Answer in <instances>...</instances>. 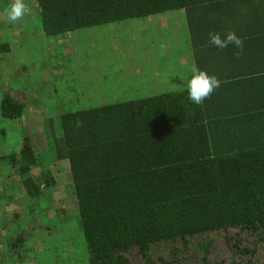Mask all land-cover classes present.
Masks as SVG:
<instances>
[{
  "label": "trees",
  "instance_id": "1",
  "mask_svg": "<svg viewBox=\"0 0 264 264\" xmlns=\"http://www.w3.org/2000/svg\"><path fill=\"white\" fill-rule=\"evenodd\" d=\"M36 4L47 35L184 11L195 47H213L209 33L218 26L217 13L239 10L234 0ZM203 64L197 57L200 70L216 72ZM262 79L246 75L222 82L202 104L193 103L182 85L66 110L58 116L60 127L52 118L44 120L50 159L69 162L78 207L74 228L86 264H189L196 251L202 264H264ZM25 107V100L4 91L0 117L16 121ZM0 160L20 178L32 203L56 186L52 169L41 165L29 136L20 147L2 152ZM45 223L43 229L32 226L12 238L2 223L6 254L17 258V248L31 250L38 236H44L43 245L50 250L46 236L52 232Z\"/></svg>",
  "mask_w": 264,
  "mask_h": 264
},
{
  "label": "rangeland",
  "instance_id": "2",
  "mask_svg": "<svg viewBox=\"0 0 264 264\" xmlns=\"http://www.w3.org/2000/svg\"><path fill=\"white\" fill-rule=\"evenodd\" d=\"M14 2L0 4V99L4 91H10L26 101V110L16 121L0 117V155L20 147L23 137L29 136L41 165L52 169L56 186L32 203L24 196L20 178L10 174L11 168L0 160V225L7 227L6 237L32 226L43 229L44 222L52 232L51 237L46 236L50 250L43 245L44 236H38L31 250L17 248V258L13 259L0 240V264H86L87 255L74 228L78 207L69 162L50 159L44 120L52 118L60 127L58 116L66 110L177 88L172 75L180 69L181 52L174 53L169 47H178L181 38L187 39L186 24L176 20V26L177 22H164L155 14L143 18L139 31V19H131L47 35L36 0H23L28 11L15 23L8 17ZM57 230L60 236H53ZM2 233L6 235L5 230ZM200 256L196 251L189 264H202Z\"/></svg>",
  "mask_w": 264,
  "mask_h": 264
},
{
  "label": "crops",
  "instance_id": "3",
  "mask_svg": "<svg viewBox=\"0 0 264 264\" xmlns=\"http://www.w3.org/2000/svg\"><path fill=\"white\" fill-rule=\"evenodd\" d=\"M234 2L239 7V10L217 13L218 26H216L215 32L223 36L229 31H235L243 39L244 53L239 58L236 57V49L232 46L223 50L216 47L193 46L184 11L160 13L159 20L168 22L171 19V22H177L176 26L178 25L176 20H184L186 24L185 36L187 39L181 38L177 44L178 47H169L174 53L181 52L178 61L182 70L178 69L177 75L168 74V76L172 75L176 78L177 87L187 85V81L192 75L191 68L196 64L197 57L202 63H205L203 64L204 66L216 69L213 75L220 79L221 82H233L235 80H232V78L246 75H249V78L258 75L264 76V0H234ZM170 13L171 15L169 16L171 17L168 18L166 15ZM143 18H137L139 19L138 31L141 28ZM179 30V34L184 36V31L180 28ZM169 40L171 39L169 38ZM196 52L198 56L195 55ZM263 81V79L260 80V82Z\"/></svg>",
  "mask_w": 264,
  "mask_h": 264
},
{
  "label": "clouds",
  "instance_id": "4",
  "mask_svg": "<svg viewBox=\"0 0 264 264\" xmlns=\"http://www.w3.org/2000/svg\"><path fill=\"white\" fill-rule=\"evenodd\" d=\"M27 6L23 0H15L8 10L9 20L13 23L22 19L27 13ZM209 43L218 49H226L232 46L236 49L237 58L244 53L243 39L235 31H229L223 36L218 32L209 33ZM191 78L187 81L189 99L195 104H202L210 98L213 92L221 86V81L215 75H209L206 71L200 70L196 65L191 68Z\"/></svg>",
  "mask_w": 264,
  "mask_h": 264
}]
</instances>
